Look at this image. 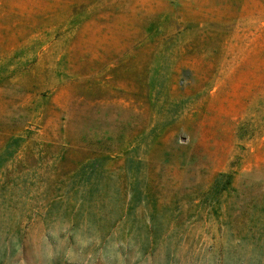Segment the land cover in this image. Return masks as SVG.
<instances>
[{
  "label": "rangeland",
  "instance_id": "obj_1",
  "mask_svg": "<svg viewBox=\"0 0 264 264\" xmlns=\"http://www.w3.org/2000/svg\"><path fill=\"white\" fill-rule=\"evenodd\" d=\"M0 264H264V0H0Z\"/></svg>",
  "mask_w": 264,
  "mask_h": 264
}]
</instances>
